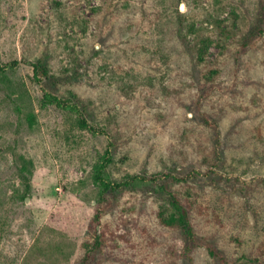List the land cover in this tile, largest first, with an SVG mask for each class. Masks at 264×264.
Instances as JSON below:
<instances>
[{
  "label": "rangeland",
  "instance_id": "obj_1",
  "mask_svg": "<svg viewBox=\"0 0 264 264\" xmlns=\"http://www.w3.org/2000/svg\"><path fill=\"white\" fill-rule=\"evenodd\" d=\"M0 264H264V0H0Z\"/></svg>",
  "mask_w": 264,
  "mask_h": 264
},
{
  "label": "trees",
  "instance_id": "obj_2",
  "mask_svg": "<svg viewBox=\"0 0 264 264\" xmlns=\"http://www.w3.org/2000/svg\"><path fill=\"white\" fill-rule=\"evenodd\" d=\"M47 69L45 67L42 66V64H38L34 66V73H35V77L37 78L39 75L42 77H47L48 73H47ZM51 101L55 102V103H59V101L56 98H51ZM99 181H101V185L103 187L104 190H109L112 185L105 182L104 180H102L100 178V176H98ZM27 185V184H26ZM174 207L176 209V211L178 213H180L179 215V221L182 222V225L185 227L187 226V214L184 212H181V209L178 208L177 206V202L174 201ZM211 255H214L213 252H211Z\"/></svg>",
  "mask_w": 264,
  "mask_h": 264
},
{
  "label": "water",
  "instance_id": "obj_3",
  "mask_svg": "<svg viewBox=\"0 0 264 264\" xmlns=\"http://www.w3.org/2000/svg\"><path fill=\"white\" fill-rule=\"evenodd\" d=\"M181 8H183V5L181 6Z\"/></svg>",
  "mask_w": 264,
  "mask_h": 264
}]
</instances>
